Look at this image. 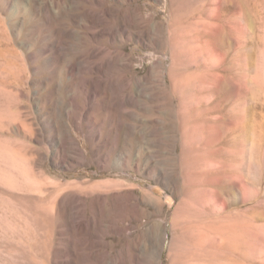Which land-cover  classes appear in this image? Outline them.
Segmentation results:
<instances>
[{"label": "rangeland", "instance_id": "1", "mask_svg": "<svg viewBox=\"0 0 264 264\" xmlns=\"http://www.w3.org/2000/svg\"><path fill=\"white\" fill-rule=\"evenodd\" d=\"M0 264H264V0H0Z\"/></svg>", "mask_w": 264, "mask_h": 264}, {"label": "bare ground", "instance_id": "2", "mask_svg": "<svg viewBox=\"0 0 264 264\" xmlns=\"http://www.w3.org/2000/svg\"><path fill=\"white\" fill-rule=\"evenodd\" d=\"M47 8V7H46Z\"/></svg>", "mask_w": 264, "mask_h": 264}]
</instances>
